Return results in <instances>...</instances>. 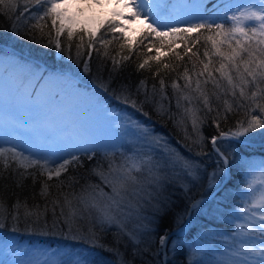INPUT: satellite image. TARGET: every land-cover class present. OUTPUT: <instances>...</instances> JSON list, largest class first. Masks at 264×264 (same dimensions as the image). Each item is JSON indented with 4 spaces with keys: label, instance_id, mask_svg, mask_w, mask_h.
<instances>
[{
    "label": "trees",
    "instance_id": "trees-1",
    "mask_svg": "<svg viewBox=\"0 0 264 264\" xmlns=\"http://www.w3.org/2000/svg\"><path fill=\"white\" fill-rule=\"evenodd\" d=\"M18 3L23 6L24 0H18ZM208 10L210 11V8ZM39 14V12L33 9L34 16L38 17ZM218 15L222 16V12ZM6 17L7 16L0 15V20L6 19ZM27 17L28 14L25 13L21 22H18L17 24L20 35H22L24 30H29L28 25L25 23L26 21L37 24V19H28ZM7 19L9 18L7 17ZM217 22L219 23L221 21L218 20ZM20 23L22 24L20 25ZM39 23L42 22L39 21ZM3 24L4 27H6L5 29L12 28L10 19L8 22H5L4 20V22L0 23V26ZM230 27V23H225L226 29ZM34 31L35 33L26 32L23 36L29 38L28 41L30 43L32 42L31 40L39 42L38 44L32 42L34 45H32V43L28 45V51L18 47L15 44V39L13 41L10 40V42L7 43L1 42L0 39V55L12 56L13 54L20 52L25 55L40 57L36 54L40 53V50L36 49L34 46L45 44L48 49L53 48L54 44L48 46L49 39L54 40V35L49 29L48 31H43V33L36 28ZM30 34L31 37H29ZM208 35L212 34L206 31L202 32L199 34V39L196 44L193 45L189 42L188 47L192 49V52H187L184 47V42L181 40H176L175 45H172L171 48H169L167 40H165L164 47H161L160 43L153 40L151 36H145L142 38L143 41H140L146 44L140 43L139 45L136 42L132 45L126 44L125 47L122 48L121 45H124V41L119 43L118 36L113 37L109 35V38H107V40L105 39L106 41H111V43L107 45L108 57L98 56L95 51L92 54V65H95V67L98 66L99 70L103 73L112 71V75L114 76L112 78L113 82L121 85L120 88L122 92L129 96V100L137 101V108L141 107L140 102L144 100V93L148 92L150 94L154 84L156 85V88L159 89V80H164L165 95L167 99L161 100L157 93V95L153 97L154 102L151 104L145 103L142 111H137L134 108V111L137 115H140L141 119L144 117L155 121V123L153 122L149 128L159 134V143H162V145L159 146L158 143L155 145L153 144V148L148 149V155H142L139 157L131 156L128 150L119 153L118 151H109L104 147L100 148V152L96 154L92 160H89L86 157L89 152H76L74 154L80 156L83 167H77L75 171L70 168L68 173L62 175L61 180H64L67 183V177L73 176L79 179V184L75 185V188L63 187L59 191L69 193L74 190L79 191L80 185H83L85 182H90L94 185L99 184L101 187H104L105 192L110 191L102 184L100 177L93 175L90 172L91 168L96 166L98 160L102 161L104 169H107V160L103 156L105 151L113 154L112 158L115 160L116 164L125 162L130 164L141 158H151V166L142 165L140 172L133 173V175L137 177V182H139V184L136 183L131 186L128 191L129 194L126 195L125 199V204L129 205V207L125 208V212L132 211V219L128 224V228L134 229L141 241L136 247L140 250L147 249V251L142 254L141 252H137V255L134 257L133 245L128 241L127 237H124L119 245L120 252L123 254L122 257L115 255L113 252L106 251L102 247L94 245L91 241L89 228H92V230L97 233L98 239L96 244L106 245L108 248L116 247L114 237L117 230L115 227H112L108 229L107 232H101L99 230V225H94V222L90 223L87 218H78L79 220H76L72 231H69L64 223V219L60 217L61 207H55V216L53 215L51 200L53 196L59 195L58 189L55 187L50 189L53 196L47 198H41L39 196L41 189L40 181L46 180V177H39L34 187L32 178L28 177L24 181L25 187L23 189L16 188L14 182L11 180L3 181L2 186H0V199L3 200L9 211L12 210L11 205L15 202L17 195L20 196L21 200L25 197L28 198L29 208L35 203L40 205L41 211H44L46 202L48 203V208L38 225H33L32 228L26 229V226L23 223V217H21V221L17 224L18 230L12 231V222L9 218V220L6 221L7 227L0 230L1 233L10 231L26 238H30L29 235H27L29 233H42L46 235H53V233L54 235H60V233H62V238L66 239L68 242L70 241V245L67 244L68 247L81 248L87 253V257L84 260H87L89 264H123L124 261H131V264H161L160 252L158 249L159 237L166 232L175 230L182 222L183 216L190 202L199 198V196H202L197 194L204 185L203 179L199 175L201 169L207 173L210 169L209 165L212 161L217 159L210 147L211 137L213 135L218 136L220 131L226 133L230 130L236 131L238 122H243L245 125L252 115H256L258 118L262 117V115L264 116V113L260 112L259 109L250 111L249 109L252 108L251 101H240L238 92L236 99H233L232 96L227 94L220 95L219 90L215 89L211 83L208 85L203 84V80L207 78V74H205L204 77H198L194 74L203 70V64L201 61L204 63L208 62V59L204 56L205 51L209 53L213 70L218 68L220 63L224 62L220 57L212 54L211 41L205 39ZM1 36L2 33L0 31V38ZM197 36L198 34H196V36L191 34L189 41L197 40ZM19 39L20 38H18V40ZM60 42L61 44L63 43L62 37L60 38ZM119 44L121 45L119 46ZM72 45L74 44L72 43L71 46ZM129 46H131V51H129ZM95 47L99 49L101 53L105 51L101 45H97L96 43ZM157 48H160L163 53L156 52ZM224 50H226V48ZM84 53L85 55L82 56L83 59L87 56L86 48L84 49ZM192 53H196V55H192ZM157 55L160 56L159 63L155 60H149L148 66L144 69L138 70V65L140 63L149 59V57H156ZM123 56H129L130 58L127 61L122 60L119 70L113 71L111 57L121 60V57ZM246 58L245 55V59ZM165 64L169 65V67L165 68ZM157 69H159V74L154 78L152 73L156 72ZM186 69L188 76L192 80L193 89L196 86V80H201V86L208 92L210 106L213 109L209 112L208 109L204 107L203 103L198 101H193V104L191 105L194 108H199L197 115L200 120L203 121L199 129V132L203 135V142L201 144L193 143L198 136L196 133H193L191 121L184 112V108L190 106L188 101H181L183 107L178 109L176 107V97L179 96L180 93H174V90L171 87L172 82L175 81L180 85L181 90L193 97L197 96V93L184 88V85L187 83V80L184 78ZM213 75L216 76L217 80H220L219 73L213 71ZM233 75L235 76V73H233ZM141 80L145 81V85L140 89V92L137 93V86ZM220 83L225 89H227L226 81L220 80ZM124 86H129L127 91H123ZM250 94L251 91H249V95ZM216 95H220L219 100H217ZM225 100L232 105V110L230 112L225 111ZM155 101H160V103L163 104L166 109H169V111L163 115L158 114L155 111ZM238 101L243 104V107H237ZM260 102L264 103V100ZM143 112H147L148 115H143ZM218 114L219 130L213 123V119L216 118ZM170 116L171 118H169ZM142 120L144 121V119ZM180 121H183V123L181 124ZM185 129L187 130V136L191 137V139L186 138ZM225 144L230 146V148L233 149L232 151H234V160H230V181L224 192L216 196L205 206V208L202 207L205 209L202 211V214L198 215L196 211L192 213V218L200 219V221L196 224L190 225V231L188 234L180 238H172L169 241V243L175 241L177 245H175L174 251L167 250V264H219L217 255L221 252L223 253V250L228 248L232 243V233L236 231L235 225L238 221L236 218V208H238V210L240 209L239 207L242 198L241 193L244 189V183L246 182L245 176L247 172V163L243 159H245L247 152L253 153L254 151L262 150V153H264V148L250 149L233 142L223 141L219 143V148L222 152L224 151L225 154ZM162 146L163 149H161ZM230 153L232 152L230 151ZM176 154H179L180 157L186 158L189 161L193 167V169L191 168L190 170L194 178L191 177L188 174V170L183 169L181 165L172 164L171 159L174 158ZM126 158L131 159L126 161ZM235 159L236 161L241 160L239 161V166L237 164L234 165ZM0 167H2V165H0ZM13 167H15V164H13ZM28 171H32V169H29ZM48 183L55 185L58 184L59 181L54 178ZM34 193L36 196L35 200L32 199ZM189 196L190 198L192 197L191 200L189 199ZM158 200L163 203L162 210L159 212L155 210V205ZM60 202L62 205V197H60ZM134 208L135 210H133ZM137 208L140 209L138 218L136 212ZM21 211H23V209H21ZM63 211L65 215H67L69 209L64 207ZM54 220L57 221L55 227H53ZM49 221H51V224H49ZM45 224L47 227H45ZM57 225L59 227H57ZM60 226L62 229H60ZM77 229H79V231ZM221 232H226L227 234L222 235ZM69 233H73L75 237L69 236ZM195 240H202L204 247L200 249V246H196ZM34 241L36 245L43 244L40 240L35 239ZM126 244L127 247H125ZM191 252L195 254L194 258L191 257Z\"/></svg>",
    "mask_w": 264,
    "mask_h": 264
},
{
    "label": "snow or ice",
    "instance_id": "snow-or-ice-1",
    "mask_svg": "<svg viewBox=\"0 0 264 264\" xmlns=\"http://www.w3.org/2000/svg\"><path fill=\"white\" fill-rule=\"evenodd\" d=\"M98 3L99 0H96ZM119 3V0H117ZM202 2V0H201ZM66 0H24L22 6L18 3V0H0V15L7 16L10 20L12 16L23 17L25 13L28 14V19H37V24L31 27L38 28L43 33V27L39 21L51 19L52 28L56 32V36L53 39H49L48 46L54 44L55 49L61 55H67L69 60L73 59L71 51V43L67 46H62L60 43V36L67 33L68 41L71 42L73 36L80 35V42L76 45V63H81V57L85 55L84 49L87 50V56L83 59V71L85 73L90 72V60L92 54L95 51L98 56L108 57L107 45L111 41L99 40L101 47L105 49L103 53L95 47V42L98 39L97 33L103 25L88 28L81 26L79 29L74 27L75 21L65 15L64 5ZM31 6V7H30ZM123 8L128 9L129 13L125 16L122 12H115L114 15L117 18H123L128 20L143 19L146 24L147 35L151 36L153 40L158 41L161 47H164L165 40L169 48L175 45L176 40L184 42V47L187 52H192V49L188 47L189 42L193 45L198 42L199 34L202 32H208L212 35L205 37L206 40L211 41L212 54L221 58L218 68L211 67L212 61L209 58V53L205 51L204 56L208 59L207 63L203 64V70L194 73L198 77H204L207 74V78L203 80L204 85L211 83L213 87L219 90V94H227L236 99L237 92L239 93L240 101H251L252 108L250 111L259 109L264 113V103L260 101L264 100V0H258L257 3H249L247 6L237 5L234 9L230 5H225V13L220 16L216 13L212 15L200 14L194 17L192 20L186 22L184 26H172L170 24L162 25L159 16L163 14L164 0H125L122 5ZM220 5H213V8L219 9ZM33 9L39 12V16L33 15ZM208 11L207 9L205 10ZM231 12V15L228 14ZM11 14V15H9ZM221 22L217 23V20ZM225 23H230L231 27L226 29ZM111 31H120L124 33L125 29L122 25H117L116 21L110 20L107 22ZM19 34V29H15ZM198 34L197 40L189 41L191 34ZM50 35V34H49ZM85 36L87 37V43L85 44ZM123 47V45H121ZM226 48V50H224ZM131 51V46H129ZM159 52V49H157ZM196 55V53H192ZM246 55V59H245ZM130 57L123 56L121 60H117L115 57H111L113 70L118 71L121 61H127ZM149 60H155L157 63L160 61V56L149 57L138 65L139 69H144L149 65ZM165 68L169 65L165 64ZM213 71L219 73L220 80L226 81L227 89H225L220 80H217L213 75ZM235 73V76L233 75ZM159 74V69L153 72L152 75L155 78ZM184 78L187 83L184 85L185 89H189L192 92L197 93V96L193 97L188 93L181 90L180 85L175 81L172 82V89L174 93L179 92L180 95L176 97V107L182 108L181 101H188L189 107L184 108V112L187 114L191 121L192 131L196 133L198 138L193 141L194 144H201L203 142V135L199 132L200 125L203 121L200 120L197 112L199 108H194L191 105L193 101L202 102L204 107L211 112L213 109L210 106V97L208 92L202 88L201 80H196V86L192 88V80L188 76L187 69L184 73ZM111 81H109V84ZM145 85V81L141 80L137 86V93ZM103 92H108V86L104 83L99 85ZM129 86H124L123 91H127ZM249 91L251 94L249 95ZM160 99H167L165 95V82L163 79L159 80V89L154 84L152 92L144 93V100L140 102L141 107L137 108V101L129 100L128 95H124L122 102L130 104L132 108L137 111H142L145 103H153V97L157 95ZM220 95H216L219 100ZM117 99H121L118 95ZM225 111L230 112L232 105L227 100L224 101ZM237 107H243L239 101ZM155 111L163 115L169 111L166 109L160 101H155ZM143 115L147 116V112H143ZM171 118V116L169 117ZM219 114L213 119V123L219 130ZM182 124L183 121H180ZM133 126L140 128L137 122H133ZM256 129H264V121H261L256 115H252L248 120L247 127L243 122H238L236 131L223 132L220 131L219 135H213L211 137V143L215 147L217 141L225 138H231L232 141L239 142L241 138H246V134ZM142 131H146L143 130ZM185 135L187 139L191 137L187 136V130L185 129ZM158 143V141H157ZM101 147L105 146H88V142L84 141L82 146L75 147L74 152H91L93 155H89L88 159L92 160L96 154L100 152ZM73 151L66 152V157H57L55 154L49 153L41 156H34L33 154L25 155L22 151L17 150L15 146L2 147L0 146V186L3 181L11 180L14 182L16 188L23 189L25 187L24 181L28 178H32L33 187L35 186L39 177H46V180H41V189L39 196L41 198H47L53 196L50 191L55 187L62 189L63 187L75 188V185L79 184V179L73 176L67 177V183L61 180L62 175L69 172L71 168L73 171L77 167L82 168L80 156L74 154ZM104 158L107 160V169H104L103 162L98 160L96 166L92 167L90 172L93 175L100 177L102 184L110 191L105 192L104 187L99 184H91L85 182L80 185L79 191L64 192L59 191L58 196H53L51 205L53 207V215L55 216V207H61L60 217L64 219L65 225L69 231H72L73 226L76 223L77 218H87L89 222H94V225H99L101 232H107L108 229L115 227L117 232L115 233L114 242L115 248H108L106 245L96 244L98 239L97 233L89 228L91 235V241L94 245L104 248L106 251L113 252L117 256L122 257L119 245L124 237H127L128 241L133 245V256L137 255V252L141 254L147 249L140 250L136 246L141 242L138 238V234L134 229H129L128 224L132 219V211L125 212V208L129 205L125 204L126 195L129 188L137 183V177L133 175L134 172H140L142 165H152L151 158H141L138 161L132 163L116 164L113 154L105 151L103 153ZM131 158H126V161ZM221 159L224 165H229L228 158L221 154ZM173 165L179 164L183 169L188 170V174L192 175V165L186 158L180 157L176 154L171 159ZM15 164V167H13ZM22 169V170H21ZM32 169V171H28ZM219 173L223 174L228 171L226 167H220ZM217 173L214 172L210 177V182L216 179ZM59 181L58 184L51 185L48 182L53 179ZM248 188L252 189L253 185L248 184ZM60 197L63 198V204L61 205ZM35 193L32 195V199L35 200ZM67 207L69 212L65 215L63 209ZM163 203L157 201L155 210L161 211ZM48 203H45L44 211L40 210L39 204H33L31 208L28 205V198L25 197L21 200L20 196H16L15 202L11 205V211L5 206V203L0 199V230L7 227L6 221L11 220L12 231H17V224L23 217V223L26 229H30L33 225H38L41 219L44 217L47 211ZM23 209V211H21ZM137 218L140 209H136ZM238 220L242 221L236 223V231L232 233V243L229 245L230 251L225 253L224 258L219 261V264H264V189L261 190L259 197L253 198L250 204L239 209L237 213ZM57 221H53V227L56 226ZM45 227L47 225L45 224ZM146 227V226H145ZM79 231V229H77ZM159 243L163 247L167 243V236L162 235L159 237ZM127 247V244L125 245ZM77 264H89L87 260L78 261ZM123 264H131V261H124Z\"/></svg>",
    "mask_w": 264,
    "mask_h": 264
},
{
    "label": "rangeland",
    "instance_id": "rangeland-1",
    "mask_svg": "<svg viewBox=\"0 0 264 264\" xmlns=\"http://www.w3.org/2000/svg\"><path fill=\"white\" fill-rule=\"evenodd\" d=\"M219 1L222 2V7L219 9L223 8L224 12L226 11L225 5H230L233 9L237 5L247 6L249 3L258 5V0H217L215 3L217 4ZM207 2L208 0H202V2L201 0H164L165 7L163 14L159 16L160 22L162 25L184 26L186 22L202 13L210 14L209 10L205 11ZM122 5L123 2L118 6L119 12L129 13V10L123 8ZM112 9L117 11L116 7ZM112 9L106 12L90 7L89 11L81 15L69 11H65V15L75 21L76 29L81 26L91 29L103 25L97 33L98 39L95 42L97 45H100V38L107 40L109 35L118 36L119 43L124 41L122 48L126 44L132 45L137 42L140 45V43H144L140 42L143 37L148 36L144 20L142 18L134 20L117 18ZM68 12L69 14H66ZM228 14L231 15V12ZM21 19L22 17L12 16V28L5 29L4 24L0 26L2 33L0 39L3 43L15 39V44L18 47L28 51V45L32 42L35 44L39 42L31 40L30 43L29 38L23 36L26 32L35 33V27L31 26L36 24L26 21L29 30H24L19 36L16 35L15 29L18 28L17 24L21 22ZM4 20L8 22L9 19L6 17V19L0 20V23ZM110 20L116 21L117 25H122L125 29L124 33L121 34L119 30L111 31L107 24ZM41 22V26L46 25L43 27V31L49 29L55 38L56 32L52 28L51 19ZM193 34L196 36V33ZM80 35L82 33L73 36L71 42L68 41L66 32L60 36L63 39L62 46H67L69 43L74 44L71 46L72 60H69L66 54L58 53L54 45L53 48L48 49L45 44L34 46L40 50V53H36L40 56L37 57L38 59L35 56L26 55L27 59L18 53L12 56L0 55V146H15L17 150L24 151L26 155L41 156L52 153L57 157L67 158L65 154L67 150L71 148L70 151L74 152L75 147L82 146L81 143L87 141L88 146L106 145L105 149L119 153L128 150L133 157L148 155V149L153 148V144L155 145L157 141L159 146L162 145L159 143V134L149 128L155 121L142 117L143 121L140 115L136 114L134 108L121 102L125 94L120 88L121 85L113 82L112 71L103 73L98 66H93L90 60V72L85 73L83 58H80V64L75 62L76 45L80 42ZM18 38L20 39L18 40ZM84 39L86 44L87 37L85 36ZM33 43L32 45H34ZM157 49L163 53L160 48ZM31 58L34 62L30 60ZM51 68L54 72L52 74L50 73ZM57 72H63L65 75L55 76L58 74ZM109 81H111L110 84ZM101 83L108 86V92H103L100 89ZM118 95L121 99L116 98ZM259 119L264 121V116L262 115ZM133 122H137L140 128L134 127ZM247 123L248 121L244 125L245 127H247ZM142 129L146 131H142ZM242 139L260 142L264 139V129H256L247 133L246 138ZM224 148L226 154L224 151L223 154L229 161L234 160L233 149L226 144ZM89 155H92L91 152L87 154V159ZM243 160L247 163V172L239 208L250 204L252 199L259 197L261 190L264 189V153L262 150L253 153L247 152ZM239 161L235 159L234 165H238ZM209 166L210 169L207 173L201 169L199 174L204 185L198 191V195H205L224 178V173L221 174L218 171L220 167H224L218 158L212 161ZM214 172L217 173L216 179L210 182L209 177ZM190 176L194 178V176ZM248 184H252L253 188L249 189ZM203 207L205 208V206ZM204 208L196 210L198 215L202 214ZM238 211L236 208V213ZM77 220L79 219L77 218ZM199 221L200 219L191 216L190 225ZM49 222L51 224V221ZM239 222L238 220L237 223ZM57 227L59 226L57 225ZM60 229H62L61 226ZM224 234L227 233L224 232ZM69 236L75 237L73 233H69ZM34 240V238L22 237L14 232L11 234L0 233V264H77L78 261H83L87 257V253L79 248L46 247L42 244L36 245ZM69 242L67 244L70 245ZM195 244L200 246V249L204 247L202 240H195ZM175 245H177L176 242L172 241L168 244L167 250L174 251ZM230 250V247L225 248L222 255L225 256V253ZM191 257H195L192 252ZM221 257L220 255L219 258Z\"/></svg>",
    "mask_w": 264,
    "mask_h": 264
},
{
    "label": "bare ground",
    "instance_id": "bare-ground-1",
    "mask_svg": "<svg viewBox=\"0 0 264 264\" xmlns=\"http://www.w3.org/2000/svg\"><path fill=\"white\" fill-rule=\"evenodd\" d=\"M92 5H91V4ZM120 4H122V2L119 0V3L117 2V0H99V2L97 3L96 2V0H66V3H65V5H64V10L65 11H69V12H72L73 14H75V13H77V14H82V13H84V12H87V11H89V9H90V7H93V8H97V10H101V11H106V12H109V10L110 9H112L113 7L115 8L116 7V9H117V11L116 10H114V9H112L113 11H115V12H119V9H118V6H120ZM100 8V9H99ZM111 10V11H112ZM121 11V10H120ZM69 12L68 13H66V14H69ZM122 12V11H121ZM220 12H222V11H220V10H218V11H216L215 13L217 14H219ZM125 15H128V13H124ZM207 15H210V14H207ZM219 20V19H218ZM217 20V21H218ZM216 21V22H217ZM218 23V22H217ZM29 56H31V55H29ZM36 59H38L37 57H36ZM31 60H32V58H31ZM33 61V60H32ZM34 62V61H33ZM52 69V68H51ZM50 73L52 74V73H54L53 72V69H52V71H50ZM58 74H56L55 76H58V77H60V74H64L63 72L62 73H60V72H57ZM65 75V74H64ZM67 75V74H66ZM44 77V76H43ZM88 87H89V85H88ZM122 102V101H121ZM123 103V102H122ZM241 140H244V139H242L241 138ZM244 141H250V140H244ZM251 142V141H250ZM219 143V142H218ZM218 143H217V147H218ZM210 147H211V141H210ZM218 149L220 150V148L218 147ZM212 150V149H211ZM109 151H111V150H109ZM213 152V151H212ZM220 152H221V154H223V152L220 150ZM92 155H93V153H91ZM214 154V153H213ZM215 155V154H214ZM216 156V155H215ZM217 157V156H216ZM218 158V157H217ZM219 159V158H218ZM229 171H230V178H231V168H230V166H229ZM229 181H230V179H229ZM229 181H228V183H229ZM228 183L225 185V187L220 191V193H222V192H224V190H225V188L227 187V185H228ZM208 193V192H207ZM207 193L204 195V196H206L207 195ZM219 193V194H220ZM219 194H217L216 196H218ZM215 196V197H216ZM214 197V198H215ZM213 198V199H214ZM212 199V200H213ZM211 200V201H212ZM211 201H209L208 203H210ZM207 203V204H208ZM207 204H205V205H203V206H206ZM203 206H201V207H203ZM201 207H199V208H201ZM198 208V209H199ZM192 215V214H191ZM185 216V215H184ZM184 216H183V219H182V222H181V225L183 224V220H184ZM191 217V216H190ZM190 221H191V218H190ZM190 221H189V224H188V228H187V231H186V233L185 234H188L189 233V231H190ZM181 225H179L175 230H177L179 227H181ZM175 230H173V231H175ZM171 232V231H170ZM0 233H1V231H0ZM2 233H6V234H11V232L10 231H8V232H2ZM222 233V235H224V233L223 232H221ZM40 234V235H39ZM42 233H29V234H27V235H29V237H31V238H34V239H36V240H40V241H42L43 242V246H46V247H60V248H65V246L67 247V243H68V241L66 240V239H63L62 237H60V236H62V234L61 235H59V234H56V235H54V233H53V235H54V237H53V235H46V234H42ZM184 234V235H185ZM174 238H176V237H174ZM172 239V238H171ZM171 239H169L168 240V242H167V246H168V244H169V241L171 240ZM167 246H166V252H167V256H168V251H167ZM159 247H160V245H159ZM80 250H82L81 248H79ZM83 251V250H82ZM159 252H160V249H159ZM222 256L221 258H219V256ZM222 258H224V256L222 255V252L219 254V255H217V260L218 261H220ZM160 259H161V255H160ZM167 259H168V257H167ZM166 264H167V260H166Z\"/></svg>",
    "mask_w": 264,
    "mask_h": 264
},
{
    "label": "water",
    "instance_id": "water-1",
    "mask_svg": "<svg viewBox=\"0 0 264 264\" xmlns=\"http://www.w3.org/2000/svg\"><path fill=\"white\" fill-rule=\"evenodd\" d=\"M221 141H232V140L229 137V138L218 140L217 143L221 142ZM232 142L237 143V144L242 145V146L249 147V148H258V147L264 146V141H262V142H250V141L240 140L239 142H236V141H232ZM211 149H212L213 153L219 158V161L222 163V165L228 169V171L226 173H224L223 180L215 188H213L206 196L199 198V199H196L188 205L186 212H185L183 224L181 225V227H179L175 231L167 232L166 234H164L167 236V242L169 239H171L173 237L178 238V237L183 236L187 231L188 224L190 221V216H191L192 212L194 210L198 209L199 207L207 204L209 201H211L217 194L220 193V191L225 187V185L228 183V181L230 179L229 165H227V166L224 165L223 160L221 159V152L218 149L217 145L214 147L211 143ZM159 245H160V243H159ZM166 246H167V243L163 247L160 245L161 264H166V260H167Z\"/></svg>",
    "mask_w": 264,
    "mask_h": 264
}]
</instances>
